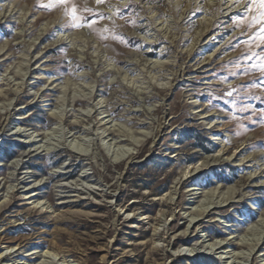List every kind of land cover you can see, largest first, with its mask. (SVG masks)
Segmentation results:
<instances>
[{
	"label": "rangeland",
	"instance_id": "rangeland-1",
	"mask_svg": "<svg viewBox=\"0 0 264 264\" xmlns=\"http://www.w3.org/2000/svg\"><path fill=\"white\" fill-rule=\"evenodd\" d=\"M47 2L0 0V264H264V80L238 59L240 5L140 0L134 27L126 0H74L106 14L89 29Z\"/></svg>",
	"mask_w": 264,
	"mask_h": 264
},
{
	"label": "snow or ice",
	"instance_id": "snow-or-ice-1",
	"mask_svg": "<svg viewBox=\"0 0 264 264\" xmlns=\"http://www.w3.org/2000/svg\"><path fill=\"white\" fill-rule=\"evenodd\" d=\"M96 5L108 4V0H95ZM62 6L64 13L69 17L70 27H88L89 29H95L99 20L107 18L106 14L100 12L98 9L90 7H84L81 9L74 0H48L46 4L41 5L44 8H51L54 6ZM240 5L238 12L234 14V23L243 22L247 24L249 28L255 26L252 33L248 36L249 43H255V49L249 48L248 52L243 54L238 59H244L248 63L249 68H255L260 73V79L264 80V0H233V6ZM140 0H126V3L115 8V14L120 18L125 19L126 23L136 26L137 17L139 13L135 11L139 8ZM111 7V5H109ZM196 11H202V9H196ZM87 13V15H84ZM251 13L249 16L248 14ZM104 31H108L107 28ZM133 38H129L131 42ZM231 43V41L229 42ZM237 67L243 68L244 65L239 63ZM232 75H236L235 72ZM229 77H225L228 79ZM236 91L232 88L228 91L227 95L232 96Z\"/></svg>",
	"mask_w": 264,
	"mask_h": 264
},
{
	"label": "bare ground",
	"instance_id": "bare-ground-1",
	"mask_svg": "<svg viewBox=\"0 0 264 264\" xmlns=\"http://www.w3.org/2000/svg\"><path fill=\"white\" fill-rule=\"evenodd\" d=\"M204 34H202L201 33V36H203ZM56 117V116H55ZM78 122H81V121H78ZM77 133V131H73V134H76ZM142 133V132H141ZM14 134H16V132H14ZM143 134V133H142ZM145 135V134H144ZM72 136V135H71ZM146 136V135H145ZM118 140V139H117ZM121 141V140H120ZM32 141H27V143H31ZM134 142H135V140H134ZM35 143V142H34ZM71 145V144H70ZM67 147H68V145H67ZM70 148V150L71 151H73L74 153H77V154H79L80 156H87L88 155V153L84 150H81V149H79V148H76L75 146L74 147H69ZM127 153H129V149H126L125 150V153L123 154V157L125 156V155H127ZM37 154H40V153H37ZM130 154H132L131 152H130ZM122 157V158H123ZM20 169V168H19ZM15 170H17V169H15ZM23 172V171H22ZM22 172L21 171H15L14 173H12L11 174V176H9V177H7V180H9V181H20V183H22V181H26L27 179L26 178H28V177H30V176H23V177H21L20 176V174H22ZM25 175H28V174H25ZM85 174L84 173H82V174H80L79 175V177H81V179H83ZM57 176H59V175H56V176H54V177H57ZM72 186V185H71ZM64 187H68V188H70L67 184H63L62 186H61V188H64ZM76 189V188H75ZM85 189H87L88 191H92V189H89V188H85ZM65 191H70V190H65ZM29 195V197H26L27 199H30L32 196H35V193L34 192H31V193H29V194H26V196H28ZM74 201L73 200H62V201H60V203H62V204H71V203H73ZM80 203V201H76V204H79ZM253 216V215H252ZM192 222H194L193 220H192ZM216 239H219V238H216ZM215 241V244H216V246L217 245H219V243H216L217 242V240H214ZM9 241H7V243H8ZM198 243V242H197ZM202 243V242H201ZM200 243V244H201ZM195 246V245H194ZM194 246H192V247H194ZM17 247H21L20 246V243H18V244H14V245H12V246H6V248L7 249H13V248H17ZM18 248V249H19ZM182 248H185V247H182ZM208 248V247H207ZM222 248V246H219V247H217L216 248V250H218V249H221ZM210 249H212V247L210 248ZM215 250V251H216ZM3 258L4 259H6V258H9V256L8 255H5V256H3V257H1L0 256V263L3 261ZM9 260H12V259H9ZM21 263V261H19V260H12V262H11V264H20Z\"/></svg>",
	"mask_w": 264,
	"mask_h": 264
},
{
	"label": "trees",
	"instance_id": "trees-1",
	"mask_svg": "<svg viewBox=\"0 0 264 264\" xmlns=\"http://www.w3.org/2000/svg\"><path fill=\"white\" fill-rule=\"evenodd\" d=\"M205 141H207V140H205Z\"/></svg>",
	"mask_w": 264,
	"mask_h": 264
}]
</instances>
